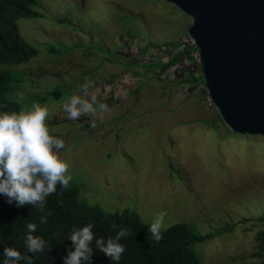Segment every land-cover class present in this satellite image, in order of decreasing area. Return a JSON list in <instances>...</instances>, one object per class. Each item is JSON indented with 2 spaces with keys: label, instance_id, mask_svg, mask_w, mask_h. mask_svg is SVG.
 I'll use <instances>...</instances> for the list:
<instances>
[{
  "label": "rangeland",
  "instance_id": "rangeland-1",
  "mask_svg": "<svg viewBox=\"0 0 264 264\" xmlns=\"http://www.w3.org/2000/svg\"><path fill=\"white\" fill-rule=\"evenodd\" d=\"M33 10L43 15L17 24L37 55L2 66L13 73L7 97L20 108L33 101L49 105L47 123L64 140L60 154L82 200L114 213L134 210L151 223L164 212L165 229L199 212L209 235L224 222L249 225L264 214V137L229 135L217 126L221 119L207 104L201 80L183 79L189 72L172 66L166 75L158 73L187 41L189 16L163 0H38ZM151 42L173 46L153 48ZM197 64L189 54L185 65L196 78ZM86 79L109 108L102 122L91 116L69 120L63 110ZM168 159L181 184L164 192ZM150 164L157 175L146 172ZM148 179L159 180L152 185L159 189L146 193ZM188 186L199 201L190 200L195 192L188 193ZM187 201L198 202L179 216ZM252 235L241 229L214 235L203 243V263L253 264Z\"/></svg>",
  "mask_w": 264,
  "mask_h": 264
},
{
  "label": "trees",
  "instance_id": "trees-1",
  "mask_svg": "<svg viewBox=\"0 0 264 264\" xmlns=\"http://www.w3.org/2000/svg\"><path fill=\"white\" fill-rule=\"evenodd\" d=\"M37 2L38 0H0V112H18L20 109L16 101L7 97L12 82V67L2 69V66L8 65L10 67L23 64L37 55V50L22 37L17 24L19 18H33L43 15L41 12L33 10ZM132 36L136 35L132 34ZM184 39H188L187 34H185ZM148 45L153 48L173 46L171 42L161 44L151 42ZM192 49L197 50L195 46ZM189 54L188 45L186 42H182L176 54L158 66L160 68L158 73L164 74L169 68L176 66L182 68V75L189 72V77H183L186 82L192 84L201 80V84L204 85L199 64H197L198 78L194 74L196 71L190 72V69L185 65ZM204 92L206 93L205 86ZM54 94L58 96V90H55ZM112 103L114 101L111 99L110 104ZM217 117V119H221L218 113ZM217 126L223 127L229 135L232 133L222 121ZM107 165L112 167V164ZM167 165L170 173L165 181L168 183V189L166 185H163L164 192L181 184L180 177L177 175V165L175 166L171 159L167 160ZM149 169L150 174H158L154 172L151 164L148 165L146 172ZM161 169L163 170V168ZM147 182L150 185L146 193H152L159 189L152 186L159 180L148 179ZM184 189H187L190 194L192 191L196 193L191 186L190 188L189 186L188 188L184 187ZM195 193L191 195L190 200L197 198L199 201L198 195ZM184 199L188 200L186 196ZM198 201L195 203L187 201L182 208L178 207L180 208L179 216L185 214V209L188 210L189 204L196 205ZM198 213L192 214L186 222L177 221L169 225L162 232L163 239L156 242L148 231L151 222L143 219L136 211L124 210L121 213H114L105 211L96 205H89L80 198V186L75 185L72 181H70L67 190L57 185L56 192L45 198L42 209L38 205L30 204L17 206L15 200L10 204L8 198L4 194H0V264H3L6 259L4 256L6 247L16 248L22 257L31 258L33 264H65V258L74 250V245L70 239L71 232L79 230L88 223H92L93 241L90 244L92 252L89 259L82 261L81 264H204L203 243L214 235L232 234L237 229L253 234L251 244V248L254 250L251 256L255 257L253 264H264V214L249 221L251 223L249 225L224 222L215 230L213 235H209L207 232H203L200 226L201 217ZM42 217L46 218V223L41 222ZM28 223H35L37 226L32 235L40 236L45 241L43 252L31 253L27 251ZM121 229L129 231V235L121 236L117 241L124 245L125 251L120 261H112L96 246L95 241L100 239L106 245L109 238L116 239ZM242 262L243 259L239 264H243ZM14 264H28V260L22 258L15 261Z\"/></svg>",
  "mask_w": 264,
  "mask_h": 264
},
{
  "label": "clouds",
  "instance_id": "clouds-1",
  "mask_svg": "<svg viewBox=\"0 0 264 264\" xmlns=\"http://www.w3.org/2000/svg\"><path fill=\"white\" fill-rule=\"evenodd\" d=\"M94 88V82L86 79L85 83L79 85L81 94H73L63 103L67 119L91 116L103 121L109 108L107 104L99 102ZM49 117V105L38 101H33L30 106H21L18 112H0V194H4L10 204L15 200L17 206L30 204L42 209L45 198L56 192L57 185L68 189L72 180L71 165L60 154L65 146L64 140L50 134ZM91 126H96L95 119ZM165 216L164 212L157 213L149 225L148 231L156 242L163 239ZM41 222L46 223V218L42 217ZM36 227L35 223L27 225L26 246L31 253L43 252L45 248V241L40 236L32 235ZM125 235H129V231L121 229L115 240L109 238L105 245L97 239L95 244L112 261H120L125 248L117 241ZM70 239L74 250L65 258V264H81L88 260L92 252V223L73 230ZM4 256L3 264H14L22 258L27 259L28 264H33L31 258L22 257L20 251L13 247H6Z\"/></svg>",
  "mask_w": 264,
  "mask_h": 264
},
{
  "label": "water",
  "instance_id": "water-1",
  "mask_svg": "<svg viewBox=\"0 0 264 264\" xmlns=\"http://www.w3.org/2000/svg\"><path fill=\"white\" fill-rule=\"evenodd\" d=\"M163 1L191 18L187 36L221 121L264 137V0Z\"/></svg>",
  "mask_w": 264,
  "mask_h": 264
},
{
  "label": "built area",
  "instance_id": "built-area-1",
  "mask_svg": "<svg viewBox=\"0 0 264 264\" xmlns=\"http://www.w3.org/2000/svg\"><path fill=\"white\" fill-rule=\"evenodd\" d=\"M185 42H186V45H188V48L190 50V54L191 53L193 54V58H195V60L198 61V64H199V52H198V50L192 49V47L195 46L194 45V41L191 38L188 37L187 41H185ZM106 95H107V97H105V98L103 96V100H106L108 97H110L109 94H106ZM207 104L208 105H212L211 100L208 97V95H207Z\"/></svg>",
  "mask_w": 264,
  "mask_h": 264
}]
</instances>
